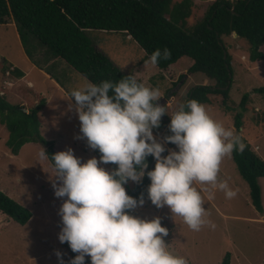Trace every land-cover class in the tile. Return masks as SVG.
<instances>
[{
	"label": "rangeland",
	"instance_id": "1",
	"mask_svg": "<svg viewBox=\"0 0 264 264\" xmlns=\"http://www.w3.org/2000/svg\"><path fill=\"white\" fill-rule=\"evenodd\" d=\"M178 1L181 0H172L171 4ZM191 1V13L184 25L186 29L192 28L203 18L214 0ZM87 34L96 47L104 51L123 72L134 75L138 82L147 87L163 91L159 103L169 113L186 103L190 88L197 84L214 83L213 79L201 72L189 73L187 66L190 61L184 59L171 65L172 71L167 72L169 68L166 72L157 71L159 67L151 64L149 59H144L145 51L126 33L92 29ZM224 42L230 54V107H222L219 94L212 96V103L202 104L209 115L233 129L234 115L240 112L239 134L246 138L250 149L264 160V92L254 91V88L264 87V43L258 47L263 58L254 60L252 47L245 38L232 33L224 37ZM27 47L29 52L26 54L15 26L0 24V98L13 105L33 107L40 99L38 93H41L46 98V105L38 113L40 134L46 140L53 141L56 152L72 148L81 163L92 156L99 159L101 154L98 149H91L86 139L76 138L80 135V121L75 111L69 109L70 90L83 86L88 80L38 41L28 42ZM30 58L38 64L27 75L34 85L31 88L33 95L24 92L23 85H7L4 82L16 77L12 71L10 75L6 74L10 70L8 64L9 67L12 65L24 70L32 62ZM136 68L145 70L144 78H139ZM172 80L176 81L173 83ZM243 94H248L244 111L238 105ZM163 118L167 122L171 120L167 113ZM162 133L153 129L154 136L167 151L176 149L175 144L163 140ZM7 137L8 130L0 122V190L27 208L31 217L26 223L20 224L0 211V264H60L57 251L66 264L71 251L58 238L62 228L58 213L66 197L55 196L51 178L53 166L48 158H38L44 145L29 140L21 146L18 154H12L5 144ZM101 166L108 170L117 167L114 164ZM219 178L226 180L237 191V195L227 199L223 192L217 190L215 198L206 201L204 206L209 213L207 219L215 224L214 229L204 226L200 231H193L181 217H173L167 206L157 208L150 199L133 209L131 215L149 220L159 217L162 226L169 230L168 236L164 237L168 250L184 257L188 264H221L227 252L230 253V264H264V178L258 180L263 206L261 213L252 205L248 185L239 174L232 157L222 161ZM135 185L139 184L129 180L125 189Z\"/></svg>",
	"mask_w": 264,
	"mask_h": 264
},
{
	"label": "clouds",
	"instance_id": "2",
	"mask_svg": "<svg viewBox=\"0 0 264 264\" xmlns=\"http://www.w3.org/2000/svg\"><path fill=\"white\" fill-rule=\"evenodd\" d=\"M170 58L171 51L165 47L155 49L149 60L157 65ZM160 99L158 88L145 86L134 75L116 82L88 81L70 90L69 109L80 121L76 138L86 139L101 155L84 163L70 147L51 155L54 194L66 197L58 213L62 219L58 238L76 253L69 264H84L86 256L91 264H188L168 250L164 237L169 230L159 217L149 220L127 211L145 202L143 194L139 200L127 194L124 185L129 180L139 183L146 174L151 203L157 208L167 206L173 217H181L193 231L215 228L204 206L215 198V191L227 199L236 197L237 191L219 173L225 158L243 153L242 137L209 115L196 99L171 113ZM166 113L171 117V134L162 138L176 149L162 155L165 146L153 129L160 127ZM149 155L155 158L152 170H147ZM38 158H48L44 148ZM102 164L117 167L108 170ZM56 255L64 264L61 253Z\"/></svg>",
	"mask_w": 264,
	"mask_h": 264
},
{
	"label": "trees",
	"instance_id": "3",
	"mask_svg": "<svg viewBox=\"0 0 264 264\" xmlns=\"http://www.w3.org/2000/svg\"><path fill=\"white\" fill-rule=\"evenodd\" d=\"M171 3L172 0H0V23H7L8 20L14 22L26 54L29 52L28 42L36 40L71 69L97 84L104 80L116 82L128 75L96 47L87 34L88 30L126 33L137 41L147 58L155 49L163 50L166 47L171 51V58L161 59L157 67L166 68L184 59L190 61L187 66L189 73L201 72L214 80L213 84H197L190 88L186 102L190 96V100L196 99L201 104L212 103V96L219 94L222 107L229 109L232 81L229 76L230 54L224 37L236 33L245 38L252 47V58L262 59L258 47L264 43V0H214L203 18L190 29L184 25L190 16L192 1ZM32 63L38 66L33 60ZM12 68L10 71L13 74L20 75L17 68ZM254 91L264 92V87L254 88ZM39 98L33 107L13 105L0 98V122L8 130L5 144L12 154H18L21 146L29 140L38 141L44 145L53 166L51 155L56 153L53 141L46 140L40 134L38 113L46 105V98L43 95ZM247 99L248 94H243L238 103L243 111L247 108ZM163 116L160 127L154 129L163 131L164 138L171 133L168 128L170 122ZM241 117L240 112L234 115V127L238 134ZM241 137L246 148L242 154L233 152L231 157L248 185L252 205L261 213L263 206L258 180L264 177V160L250 149L246 138ZM167 154V150L162 153ZM153 158L151 155L147 157V170L155 167ZM150 183V178L145 174L142 181L137 183L139 185L127 188L126 192L137 200L143 194L144 201L148 200L147 188ZM124 187H127L126 184ZM0 211L20 224L31 217L27 208L1 190ZM127 211L134 213L133 209ZM65 245L71 251V260L76 253L67 242ZM84 264H91V258L85 257ZM221 264H230L229 252L224 255Z\"/></svg>",
	"mask_w": 264,
	"mask_h": 264
},
{
	"label": "crops",
	"instance_id": "4",
	"mask_svg": "<svg viewBox=\"0 0 264 264\" xmlns=\"http://www.w3.org/2000/svg\"><path fill=\"white\" fill-rule=\"evenodd\" d=\"M7 23H9V25H12V26H15V24H14V22H12V21H8ZM0 24H6V23H0ZM99 31H103V30H99ZM104 52V51H103ZM145 60H147V59H149V58H147V57H145L144 58ZM145 60H143V61H145ZM143 61H141L140 62V64H142V62ZM176 64V63H175ZM171 65H173V64H171ZM171 65H169L168 67H166V68H157V71H161V70H163V71H165L166 72V70L168 69V71L167 72H169V71H172L171 70V68L170 67H172ZM12 66V65H11ZM36 65L35 64H33L31 61L28 63V65H26V67L24 68V70L23 69H21V68H17V67H15V66H13V67H15V68H17V70H19V72H20V75H15L16 77H12V79H11V81H12V83L14 84L15 83V85H18V84H20V85H23V89H24V92H26V93H29V94H32L33 95V90L31 89V88H33L34 87V85H33V82L31 81V80H29V79H27V75L31 72V70H32V68L33 67H35ZM156 66V65H155ZM157 67V66H156ZM137 70H136V74H138L139 75V78H144V74H145V70H143V69H140V68H136ZM159 69V70H158ZM185 70V68L181 71V73L183 72ZM156 71V70H155ZM180 73V74H181ZM178 79V78H177ZM176 81V80H175ZM174 80H172V82L174 83L175 82ZM13 84H12V86H13ZM12 86H10V87H12ZM31 90V91H30ZM159 91H160V93H161V96H162V94H163V91H161L160 89H159ZM36 93V92H35ZM38 94H41V93H38ZM42 95V94H41ZM74 103V102H73ZM6 142V141H5ZM261 178V177H260ZM262 178H264V177H262ZM260 183V182H259ZM138 209V208H137Z\"/></svg>",
	"mask_w": 264,
	"mask_h": 264
},
{
	"label": "built area",
	"instance_id": "5",
	"mask_svg": "<svg viewBox=\"0 0 264 264\" xmlns=\"http://www.w3.org/2000/svg\"><path fill=\"white\" fill-rule=\"evenodd\" d=\"M10 69H13V68L11 67ZM10 73H11L10 70H7V71H6V74H7V75H10ZM4 82H5L7 85H10V84L12 83V81H9V80L4 81Z\"/></svg>",
	"mask_w": 264,
	"mask_h": 264
},
{
	"label": "water",
	"instance_id": "6",
	"mask_svg": "<svg viewBox=\"0 0 264 264\" xmlns=\"http://www.w3.org/2000/svg\"><path fill=\"white\" fill-rule=\"evenodd\" d=\"M234 34H236V33H234ZM226 57V51H224V58ZM229 76H231V74L229 75ZM228 86H226L225 88H227ZM188 100H190V96H189V99ZM155 159V158H154Z\"/></svg>",
	"mask_w": 264,
	"mask_h": 264
}]
</instances>
